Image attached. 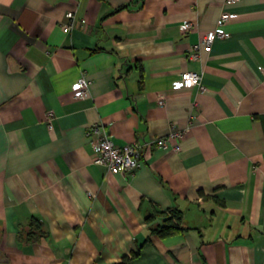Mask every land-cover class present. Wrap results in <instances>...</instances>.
Here are the masks:
<instances>
[{
	"label": "crops",
	"instance_id": "0c3cea01",
	"mask_svg": "<svg viewBox=\"0 0 264 264\" xmlns=\"http://www.w3.org/2000/svg\"><path fill=\"white\" fill-rule=\"evenodd\" d=\"M223 11L227 35L189 57ZM258 65L264 0H0V264H264ZM186 70L202 88L172 86ZM94 122L149 142L131 174L93 161ZM172 128L180 150L155 145ZM31 216L47 234L19 241Z\"/></svg>",
	"mask_w": 264,
	"mask_h": 264
},
{
	"label": "built area",
	"instance_id": "2783aa9c",
	"mask_svg": "<svg viewBox=\"0 0 264 264\" xmlns=\"http://www.w3.org/2000/svg\"><path fill=\"white\" fill-rule=\"evenodd\" d=\"M233 1V0H227ZM234 13L223 11L217 19V27L208 31L202 36L197 44L191 46L188 50V56L191 58L197 57V49L200 43L208 44L214 38L218 36H225L227 32L221 29L219 26L223 24L227 19L233 16ZM66 22L63 23L62 30L68 31L74 23V11L68 10L65 13ZM80 21H84L83 19ZM190 25V22H184L181 24V28H186ZM258 69L264 75V65H258ZM89 80L85 74H82L78 79V84L75 89L76 96H83L88 92ZM173 87H192L197 86L202 88L201 75L197 71H183L180 76L173 80ZM163 97L158 99V103L162 104ZM53 118L52 111L48 110L45 116L47 126H51L50 120ZM86 134L89 137V141L94 149L93 161L97 164L104 165L106 167V174L120 173L124 176L131 174L139 165V160L142 157V148L147 146L149 142L140 143L133 141L126 143L122 146L114 144L111 140L108 132L105 128L97 122L92 123L86 130ZM182 137V132L172 128L171 131L165 135L154 139L155 145L161 148H167L174 151L180 150L179 139ZM175 140L172 143L170 140Z\"/></svg>",
	"mask_w": 264,
	"mask_h": 264
},
{
	"label": "trees",
	"instance_id": "16d2710c",
	"mask_svg": "<svg viewBox=\"0 0 264 264\" xmlns=\"http://www.w3.org/2000/svg\"><path fill=\"white\" fill-rule=\"evenodd\" d=\"M141 68V67H140ZM142 71L140 69L139 82H141ZM163 213V212H158ZM180 220V213L176 210H170L167 213L163 223L156 224L152 230L159 236L171 234L180 229L178 221ZM47 231L44 223L36 216H31L26 225L20 226L17 230L16 237L19 241L31 242L37 241L46 236Z\"/></svg>",
	"mask_w": 264,
	"mask_h": 264
}]
</instances>
